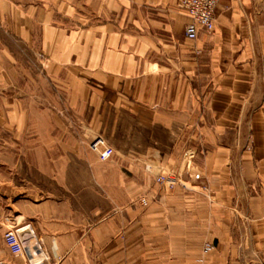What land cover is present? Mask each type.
<instances>
[{
  "label": "crops",
  "instance_id": "obj_1",
  "mask_svg": "<svg viewBox=\"0 0 264 264\" xmlns=\"http://www.w3.org/2000/svg\"><path fill=\"white\" fill-rule=\"evenodd\" d=\"M190 23L180 0H0V27L38 46L56 102L75 110L57 120L69 129L29 143L56 156L39 165L15 162L8 128L0 259L264 264V0H221L196 41ZM97 137L114 149L106 162ZM165 172L185 187L157 184Z\"/></svg>",
  "mask_w": 264,
  "mask_h": 264
},
{
  "label": "rangeland",
  "instance_id": "obj_2",
  "mask_svg": "<svg viewBox=\"0 0 264 264\" xmlns=\"http://www.w3.org/2000/svg\"><path fill=\"white\" fill-rule=\"evenodd\" d=\"M49 66L38 46L18 42L0 27V152L7 148L8 131H15L16 163L39 165L47 158L55 159L54 154H41L40 144L29 143L69 129L70 124L62 127L57 120L63 114H75L69 102H56L54 81L46 76ZM95 125L103 135L114 131L111 123Z\"/></svg>",
  "mask_w": 264,
  "mask_h": 264
},
{
  "label": "built area",
  "instance_id": "obj_3",
  "mask_svg": "<svg viewBox=\"0 0 264 264\" xmlns=\"http://www.w3.org/2000/svg\"><path fill=\"white\" fill-rule=\"evenodd\" d=\"M221 0H180L181 9L189 16L191 23L186 26L185 38L189 41H196L199 28L207 32L214 30L216 21V10ZM90 148L103 162L110 160L114 156V149L110 147L102 137L95 138ZM156 183L170 190L184 186L181 176L174 172H165L156 178ZM185 187V186H184ZM143 206H148L147 198L140 200ZM4 242L11 255L21 256L25 252V240L20 230H9L4 235ZM215 250V246L207 243L204 247V255H208ZM0 264H9L0 259Z\"/></svg>",
  "mask_w": 264,
  "mask_h": 264
}]
</instances>
